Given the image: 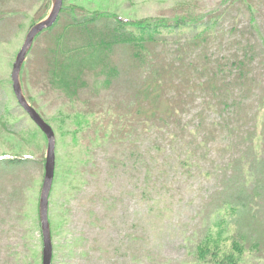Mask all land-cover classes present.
Instances as JSON below:
<instances>
[{
  "label": "rangeland",
  "instance_id": "obj_1",
  "mask_svg": "<svg viewBox=\"0 0 264 264\" xmlns=\"http://www.w3.org/2000/svg\"><path fill=\"white\" fill-rule=\"evenodd\" d=\"M53 4L54 0H0L1 12L11 17L0 28L4 27L0 35L6 37L0 40V99L4 96L1 101H5L0 115V155H30L34 161L21 170H0V264H41L39 198L47 138L17 104L10 74L28 31L48 17ZM93 12L134 20L157 18L166 23L195 21L198 31L205 28V22H213L214 31L203 48L210 61L220 57L234 61L237 54L245 59L243 51L261 52L247 74L252 78L256 74L258 82L264 83V53L260 51L264 50V0H62L50 31L44 29L34 37L19 71L22 94L55 137L54 177L48 197L51 264H211L210 257L207 262L198 260L192 250L205 227L198 222L207 223L205 217L199 219L198 211L212 190L221 188L225 172L238 173L240 164L234 166L233 162L247 147L240 143V136L253 123L255 150L264 155V103L253 91L244 103L236 98L239 108H224L213 99L216 106L210 110L201 101L203 95L208 99L205 92L194 94L180 114L182 126H175V133L171 126L167 131L150 124L126 127L129 139L120 146L114 137L119 134L108 123V116L115 112L105 109L114 105L124 109L123 104L118 105L127 97L118 88L122 80L115 78L93 88L90 79L93 93L84 90L80 98L72 100L62 91L46 88L40 78L45 53L51 49L50 35L60 31L72 14ZM109 56L129 76L133 74L121 52L115 50ZM254 90L259 92L257 86ZM81 98L84 100L78 101ZM250 101L253 105L247 108ZM92 105L99 113L87 112ZM199 113L204 115V126L195 131ZM249 113H254V122L246 119ZM119 118V123L127 120L125 115ZM168 131L176 134L175 140L166 137ZM124 146L144 153L149 150L152 161L145 170L135 169L129 162L124 168L114 167L119 158L125 161L120 155ZM72 159L78 160L77 168L71 167ZM148 167L153 172L144 180ZM15 175L26 183L22 198L12 202L2 190H10ZM69 178L77 184L75 188L70 187ZM241 178L244 174H238ZM211 209L209 206L207 211ZM215 216L216 209L211 218ZM193 233L194 238L190 237ZM227 239H219L226 250L217 258L226 252L235 256ZM238 264H264V250L259 254L246 250Z\"/></svg>",
  "mask_w": 264,
  "mask_h": 264
},
{
  "label": "trees",
  "instance_id": "obj_2",
  "mask_svg": "<svg viewBox=\"0 0 264 264\" xmlns=\"http://www.w3.org/2000/svg\"><path fill=\"white\" fill-rule=\"evenodd\" d=\"M1 11L3 10H0V28L11 19L10 16L5 17ZM67 19L60 31H54L50 35L51 49L45 53L41 68L43 76L40 78L43 77L46 88L55 92L62 91L72 100L80 98L79 95L84 90L88 94L93 93L89 85L90 79H93L90 82L93 88L102 83L109 84L115 78L117 81L122 80V85L118 88L121 92L125 91L127 97L124 102L120 100L118 105L123 104L124 109L115 105L105 109L115 112L113 116H108V123L111 122L116 134H119L114 137L118 139L120 146L125 145L129 139L124 131L126 127L133 129L139 124H150L152 128L163 131L171 126L175 133V126H182L180 114L194 94L195 97L202 96L205 92L208 99L203 95L201 101L210 110L216 106L215 99L224 108H239L236 98L244 103L253 91L255 98L264 103V83L258 82L256 74L254 78L247 74L248 66L261 52L248 54L243 51L245 59L239 58L237 54L234 61L220 57L211 62L203 48L209 43L214 31L213 22H205V28L198 31L195 21L190 23L175 19L166 23L167 20L157 18L134 20L105 12H93L91 15L72 14ZM48 30L50 31L49 28ZM3 39L6 37L0 35V40ZM258 42L260 45V41ZM115 50L122 53L128 66L133 69L131 76L124 71L122 64L119 65L115 58L109 56ZM260 51L264 53L263 49ZM193 54L198 57L194 59ZM190 85L196 86L194 91L186 89ZM254 86H257L260 93L254 90ZM129 89L131 93L128 95L126 91ZM2 98L0 115L5 104V101H1ZM82 100L84 99L78 101ZM251 103L252 101L245 106L252 107ZM91 107L87 112L99 113L94 109L96 105ZM234 112L237 114L236 110ZM120 115H125L127 120L117 122ZM254 117V113H249L246 119L254 122ZM98 118L100 122V117ZM204 119V115L199 113L195 131L204 126ZM251 130H254V123L247 133H240V143L247 144V147L244 151L241 150L239 157L233 162L234 166L240 164L238 173L225 172L221 188L212 190L198 211L200 220L203 221L204 217L207 219L206 225L198 222L199 226L205 227L202 230L203 235L192 246L198 260L207 262L210 257L211 264H238L240 256L246 250H254L257 254L264 250V155L255 150L254 137H251L254 132ZM175 135L168 131L166 137L175 140ZM149 154V150L144 153L124 146L120 155L126 157L125 161H119V158L114 167L124 168L129 162L133 168L145 170L146 163L152 161ZM33 163L30 155H0L2 171L15 168L21 170ZM70 165L77 168L78 160L72 159ZM151 172L153 170L146 168L144 180H148ZM238 174H244V178L238 179ZM12 180L10 190L5 188L2 191L14 202L22 198V189L26 182L16 175ZM69 185L75 188L77 184L69 178ZM209 206L212 209L207 211ZM215 209L216 216L212 219L211 214ZM258 222L260 226H254ZM190 235L195 237V233ZM224 236L229 237V248L235 256L226 252L217 258L218 253L226 250L219 243V239Z\"/></svg>",
  "mask_w": 264,
  "mask_h": 264
},
{
  "label": "water",
  "instance_id": "obj_3",
  "mask_svg": "<svg viewBox=\"0 0 264 264\" xmlns=\"http://www.w3.org/2000/svg\"><path fill=\"white\" fill-rule=\"evenodd\" d=\"M62 0H54V4L47 18L36 23L28 31L24 42L16 55L11 70V86L18 104L25 110L31 120L38 126V128L45 134L47 138V149L44 162V177L39 198V218L42 236V251L41 264H51L53 255V246L49 232L48 222V197L52 185L55 168V137L51 126L46 123L37 111L28 103L22 94L21 85L19 81V71L22 62L25 60L26 53L30 48L34 37L42 30L51 27L57 18V14L61 7Z\"/></svg>",
  "mask_w": 264,
  "mask_h": 264
}]
</instances>
